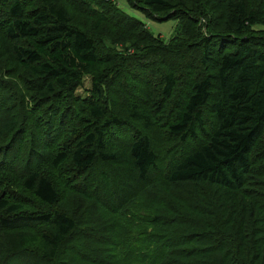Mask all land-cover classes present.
I'll list each match as a JSON object with an SVG mask.
<instances>
[{
    "label": "trees",
    "instance_id": "obj_1",
    "mask_svg": "<svg viewBox=\"0 0 264 264\" xmlns=\"http://www.w3.org/2000/svg\"><path fill=\"white\" fill-rule=\"evenodd\" d=\"M64 1L0 0L16 63L8 71H21L5 80L0 55V175L22 178L45 208L23 207L0 186V232L31 228L16 235L26 264H264V0H127L182 22L167 42L115 0ZM69 7L93 20L89 30ZM140 57L164 69L162 87L112 111L108 90L132 89L123 69ZM137 125L182 141L163 170ZM61 127L70 129L54 149ZM9 137L30 161L80 172L71 207L58 205L48 176L19 166V148L2 147ZM97 162L110 172L93 175ZM91 195L100 210L84 222L78 211Z\"/></svg>",
    "mask_w": 264,
    "mask_h": 264
},
{
    "label": "rangeland",
    "instance_id": "obj_2",
    "mask_svg": "<svg viewBox=\"0 0 264 264\" xmlns=\"http://www.w3.org/2000/svg\"><path fill=\"white\" fill-rule=\"evenodd\" d=\"M59 3L64 4V0H57ZM117 5L128 15L135 17L147 26V29L150 30L155 36H160L162 41H169L175 34L179 36L181 29H183L182 22L176 21V20H168V21H157L149 16H146L143 12H141L138 9L133 8L127 0H115ZM70 13L72 14L73 23L78 26L81 29H87L89 30L91 27V24H93V20L89 17H87L84 14L77 13L73 11L69 7ZM178 26V27H177ZM177 27V29H176ZM205 32V30H203ZM176 32V33H175ZM12 43L10 40H7L2 34H0V55L3 53H7L9 62L5 66V80L11 81L15 78L18 79V76L21 77V71L18 68H15V70L8 71V67L10 64L15 63L14 57L12 56V49H11ZM122 55H118L120 57H124L123 51H121ZM149 61L145 58H137L135 60H131L130 62H127L125 65V68L123 69L124 76L121 79L124 81L127 85L126 87L132 88L129 89L127 92L124 91V89L120 86H115L110 88L107 94V100L109 101L108 105L109 108L113 110L117 109H123L126 108V104L133 101V99L136 98L137 102L139 99L143 98L147 92H150L151 96H155L162 87L163 84V74L164 69H161L157 65L149 66ZM12 76H6L11 75ZM106 101V100H105ZM125 104V105H124ZM115 110V111H116ZM44 126L42 125L41 128ZM137 127L146 135L149 136L151 139L153 148L156 149L159 159H158V166L160 169H164L166 164L169 162L170 158L175 155L177 152L180 151V140H176L174 137H171L167 135L166 131L161 129V127H150L148 129H144L141 125H137ZM55 129V128H54ZM70 128L61 127V132L57 136L56 141L54 143V149H58L63 136L66 135V132L69 131ZM42 134V137L45 136L43 130L40 131ZM52 133V132H51ZM30 136V135H29ZM51 136V135H50ZM131 137L130 133H125L120 138H115L112 144V150L113 151H121L122 150V144L127 141V139ZM16 140H14V143ZM6 146L2 147H10V150L13 151L15 149H18L14 151V154H21V158L18 159L20 164L19 166L23 168L24 171H26L28 168H33L34 170H39L40 173L45 174L48 176L55 184L56 189L60 193V200L61 203L58 204L60 206H64L65 208L71 207V201L73 199V195L70 190H72L71 187L68 185L73 184L74 182L78 181V177L80 176V172H78L72 164L67 161L63 165L59 166L58 168H54L50 166V163L44 161L35 159L33 160L31 158V161L28 160L29 153L27 145H23V148L26 149H20L21 146L18 144H13V138H6L5 144ZM264 145V143H263ZM261 145L260 148L257 149V154L260 153L263 147ZM3 149V148H2ZM38 151H41L43 154L44 151L40 148L37 149ZM33 160V161H32ZM18 164V163H17ZM16 164V165H17ZM6 165L4 164L2 168H4ZM101 171H108L110 172V169L108 166L103 165L102 163H95L93 166L91 172L93 175L98 176ZM153 177H155V174H153ZM83 176H81V179ZM22 178H18L12 175V173H5L2 172L0 175V186L7 190L8 188H11L13 191V200L14 202H18L23 207H35L37 210H44L41 205H39V201L35 200L30 193H28L26 190L22 187ZM95 179V182L97 183V179ZM5 180H8V184L4 183ZM95 186V185H94ZM129 187L134 188V183H129ZM84 191V190H83ZM105 193H103L104 195ZM88 195V193H87ZM102 196V195H101ZM95 196L91 197L89 196V201L85 200V205L88 207L89 210H85L81 208L78 212L79 215H81V219L85 222L87 219H91L93 217L98 216L96 211L100 210V206H97L95 208L94 205V198ZM42 204V203H41ZM102 204V203H101ZM43 205V204H42ZM44 206V205H43ZM85 210V211H84ZM31 230L28 228H24L23 226L19 227H12L9 229H6L3 232H0V264H26L27 262V256L26 252L22 250V247L16 245V235L21 234H29ZM42 228L38 231H41ZM36 236H38L37 231L35 232ZM25 249H34L38 248V242L36 244H28ZM5 255H8L6 258ZM23 260V261H22ZM70 264H77V262L70 263Z\"/></svg>",
    "mask_w": 264,
    "mask_h": 264
}]
</instances>
